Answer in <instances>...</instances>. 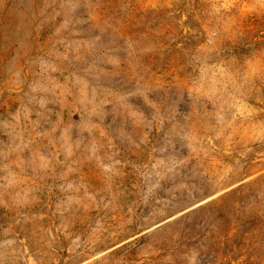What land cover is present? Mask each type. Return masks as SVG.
Listing matches in <instances>:
<instances>
[{
  "label": "rangeland",
  "instance_id": "374dc122",
  "mask_svg": "<svg viewBox=\"0 0 264 264\" xmlns=\"http://www.w3.org/2000/svg\"><path fill=\"white\" fill-rule=\"evenodd\" d=\"M0 264H264V0H0Z\"/></svg>",
  "mask_w": 264,
  "mask_h": 264
}]
</instances>
